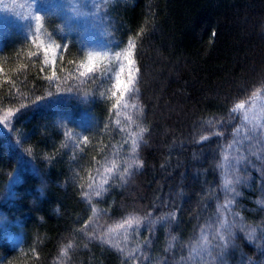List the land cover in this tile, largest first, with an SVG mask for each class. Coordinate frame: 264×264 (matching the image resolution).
<instances>
[{
	"label": "trees",
	"instance_id": "trees-1",
	"mask_svg": "<svg viewBox=\"0 0 264 264\" xmlns=\"http://www.w3.org/2000/svg\"><path fill=\"white\" fill-rule=\"evenodd\" d=\"M36 2L37 31L0 22V264H264V0H101L93 67L75 8Z\"/></svg>",
	"mask_w": 264,
	"mask_h": 264
},
{
	"label": "rangeland",
	"instance_id": "rangeland-1",
	"mask_svg": "<svg viewBox=\"0 0 264 264\" xmlns=\"http://www.w3.org/2000/svg\"><path fill=\"white\" fill-rule=\"evenodd\" d=\"M37 0H0V22L5 23L8 21H22L25 24L26 28L29 31H37V16H36V6ZM101 0H65L67 4L70 5V8H75V19H77V25L82 28L87 36L89 37V58H88V67L95 66L96 63L100 62L102 58H110L108 51L102 44L103 38V25L98 19V4ZM68 6V5H67ZM40 40H44V37L41 36ZM51 51L50 44H47ZM52 52V51H51ZM124 60L118 62V68L116 69V89L120 90L122 95L125 96L127 89L125 85L129 84V74L130 68L128 65V57L125 55ZM108 60V59H106ZM126 61V62H125ZM127 75L125 78L124 76ZM248 116V122H244V131L243 135L246 138L251 136L249 128L253 125H259L256 131V135L261 139L264 138V94L262 96L253 100V102L247 106L244 110V117ZM248 139V138H246ZM252 140V139H251ZM236 155L231 153L228 156V162H226V169L234 172V164L236 161ZM217 231V230H216ZM205 235V234H203ZM206 236V235H205ZM198 252L205 250V247H201L199 243ZM195 254V249H194Z\"/></svg>",
	"mask_w": 264,
	"mask_h": 264
},
{
	"label": "snow or ice",
	"instance_id": "snow-or-ice-1",
	"mask_svg": "<svg viewBox=\"0 0 264 264\" xmlns=\"http://www.w3.org/2000/svg\"><path fill=\"white\" fill-rule=\"evenodd\" d=\"M37 19H39V17H37ZM57 47H59V45ZM90 70L91 69H89V71ZM81 75H83V73H81ZM244 106H245L244 103H239L236 105V108L233 109V111H235L236 109H243ZM244 119L246 122H248V116L247 115H245ZM258 127H259V125H253L252 127H250L249 132L251 133V136L250 137L246 136V138L256 140L258 143H260L262 146H264V141H261L260 137L256 135V131H257ZM134 145H135V141H134ZM135 150H136V148L134 146L133 152H135ZM231 183H232L231 180L226 179L225 180V187L227 188V186L230 185ZM97 195H99V192H97ZM230 203H231V201L226 203L224 205V207L228 208ZM134 224L137 226L140 224V219L138 217L128 218L126 221V224L122 223L119 227L124 228L125 226H127L128 228H131ZM225 233H227V235ZM230 236H231V231H230V228H228L226 226V222L223 220L219 221V229L216 231V235H215V239L220 242L218 246L227 247L228 244L231 243ZM199 243H200L201 247H207L208 237L205 235H202Z\"/></svg>",
	"mask_w": 264,
	"mask_h": 264
}]
</instances>
